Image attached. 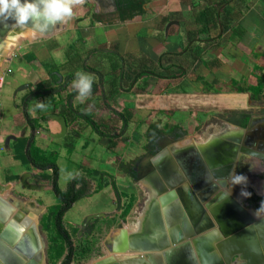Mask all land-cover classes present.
Returning a JSON list of instances; mask_svg holds the SVG:
<instances>
[{"label": "crops", "instance_id": "1", "mask_svg": "<svg viewBox=\"0 0 264 264\" xmlns=\"http://www.w3.org/2000/svg\"><path fill=\"white\" fill-rule=\"evenodd\" d=\"M137 1L141 12L128 18L129 11H123L121 18L117 4L116 11L107 5L104 10L109 6L111 11L104 15L100 6L83 0L52 35L44 36L43 29L34 31V37L21 32L17 42L11 41L14 47L0 54V89L7 73L12 79L7 95L0 98V146L5 153L0 183L9 187L0 195V206L15 210L12 219L19 216L24 232L30 227L36 231L35 243L42 252L43 233L46 253L49 236L41 221L58 200L52 170H37L21 160L17 149L22 141L24 152L33 143L56 156L62 192L74 187L83 192L80 200H87L107 191L112 197L109 208L97 214L112 223L110 229L124 225L130 213L124 220L121 214L138 191L146 193L147 207L149 184L143 171L163 149L179 152L193 146L210 152L232 146L234 156L219 159L223 164L215 163L213 170L226 168L232 178L243 174L247 179L259 171L258 152L264 147V0ZM208 11L215 12L214 23ZM206 20L211 25L200 34L197 21ZM47 56L56 58L51 71L44 68ZM78 72L92 78L83 96L75 83L81 78ZM251 91L258 94L256 99ZM53 115L67 124L59 139L52 137L61 131ZM244 115L251 123L245 138L230 123ZM224 136L232 140H225L223 147ZM24 175L42 190L25 189L20 183ZM98 185L103 188L97 190ZM220 191L224 189L215 194ZM242 192L238 188L235 194L241 197ZM258 208L240 206L241 214L255 223L264 219V213L257 216ZM87 215L81 210L75 228ZM261 235L255 243L264 259Z\"/></svg>", "mask_w": 264, "mask_h": 264}, {"label": "water", "instance_id": "2", "mask_svg": "<svg viewBox=\"0 0 264 264\" xmlns=\"http://www.w3.org/2000/svg\"><path fill=\"white\" fill-rule=\"evenodd\" d=\"M87 1L98 6L107 3L113 11L117 10L115 0ZM0 21L4 22H0L1 53L7 46L6 43H1L2 36L11 28L13 21H9V19L3 20L2 18H0ZM61 22L59 20L53 22L41 16L30 19L27 22V27L31 26L32 30L34 29L38 32L43 27V35L48 36L52 35L55 29L61 27ZM37 24L40 27H37ZM45 24H47L46 27ZM17 33H20V30L14 31L13 35L15 36ZM0 78H2L1 69ZM52 117L61 127L60 133L52 137L55 139L62 138L67 130L66 121L61 116L53 115ZM45 133L47 134L48 132L45 131ZM191 148L195 147H189L187 150ZM164 164L167 166L163 167ZM148 169L150 171V176L147 179L149 198L147 207L142 210L137 231L128 234L124 228L120 229L117 237L118 244H113L112 241V245L109 248L110 254L119 257L115 259L110 257L109 254L107 257L96 261L95 264H198L197 258L201 261L200 264H218L215 261V257H218V255L223 257L222 253L226 264H231L232 261L235 264H251L249 263L248 255L252 256L251 260L253 256H261L258 249L260 245L258 242L255 243V239L257 235H261L256 229L257 225H260L261 222L264 223V219L255 223L254 220H247L245 215L244 221H237L236 226H232L230 223L227 228V224L221 222L224 219H221L218 221V230L206 231L207 228H213V225L200 203L194 198V194L206 193L215 195L219 189L216 185L221 184L220 186L225 187L223 182L221 183L223 180L221 176L210 174L201 184L192 182L193 184L190 185L186 177H183L179 172V166L176 164L174 154L166 151V149L158 152ZM209 169L213 170V167L211 166ZM224 171L227 172V169L225 168ZM29 177V175H24L20 180L21 185L31 191L42 190L39 185L29 184L27 182ZM8 188V186L0 183V195L7 191ZM220 202L221 199L217 200V204L214 203L215 205L211 207V215L214 218L216 217L217 205ZM3 208V206H0V262L1 264H6L4 262L13 256L11 247L14 240L16 241L20 237L21 232L20 230H14L15 220L8 222V216L12 209L4 208L8 212L5 213L2 210ZM104 217V214L88 216L84 221L82 230L87 227L92 219ZM225 221L227 220L225 219ZM252 223L253 225L251 226ZM188 231H191L189 235L186 234ZM200 233L201 236L191 241L186 240V238ZM27 237L30 236L27 235L24 238ZM202 243H205V245L212 243V245L201 248L200 245ZM214 243H220L217 247L221 253L215 249ZM261 243L263 246V242ZM32 244V248L27 249V251L31 253V256L34 255V259L27 264H41V260H43L42 248H39L35 241ZM194 249L196 250L194 251ZM144 253L146 254L145 257L142 255Z\"/></svg>", "mask_w": 264, "mask_h": 264}, {"label": "flooded vegetation", "instance_id": "3", "mask_svg": "<svg viewBox=\"0 0 264 264\" xmlns=\"http://www.w3.org/2000/svg\"><path fill=\"white\" fill-rule=\"evenodd\" d=\"M104 4V3H103ZM100 6L101 9V14L110 12L111 8L109 9L106 8L107 10H104L105 7H107V3H105L104 5ZM236 119L238 118L235 117ZM247 118V115H244L243 117H239V120L237 121L235 119V121L239 122V124L235 121H229L230 123H234L238 126V128L241 130L243 137L246 136L248 134V131L250 129V124L248 123L246 126H242L240 123L244 122V120ZM250 122V121H249ZM232 137H235L234 135H231ZM231 136H224L225 139L221 141L222 146L225 145L224 143L225 140L226 141H230V139L232 140ZM245 138V137H244ZM244 140V139H243ZM252 140V139H251ZM263 146V145H262ZM224 147V146H223ZM196 148V147H195ZM191 148L189 150H183V151H179V152H175L174 153V158L176 161V164L179 166V172L181 173V175L183 177H186L188 183L190 185H192L193 183H202L206 177L208 175H214L217 174V176H221V178L223 179L221 181V183L223 182V186L222 187L220 185H216L219 189H224V191H220L219 194H206V193H201L200 195L198 194H194V198L197 200V202L200 203V206L204 209V211L208 214V217L212 223V225L216 226L217 229L214 226V230H218V221L221 220L222 223L227 224L226 228L229 227L230 223L232 224V226H236L237 221H244L245 220V215L246 214H241V210L240 206L242 204L245 205H249L250 207L256 208V207H260L261 203L264 202V147H260V152H258L259 156L258 159V163H257V167L259 169L258 173L255 176H252L251 178L247 179V181L245 183H241V184H233L232 182V177L230 176L231 172L230 171H224V170H210L209 167H213L215 163H217L218 165L223 164L222 161H220L219 159H223L224 157L228 158L231 157L232 155L234 156V151L232 146H227L224 148H221V150L218 149H214L212 151H206L205 149H198V148ZM187 149V148H185ZM176 150V149H174ZM173 150V151H174ZM239 152V150L237 151ZM220 153V154H219ZM218 158V162L216 161H211V159H217ZM167 164V163H166ZM166 164L163 165V167L167 166ZM171 165V163H170ZM144 170V169H143ZM210 170V171H209ZM146 174V176L149 178L150 176V171L148 169V171L146 172L145 170L143 171ZM172 175V174H171ZM173 176H175V174H173ZM147 178V179H148ZM218 178V177H217ZM146 179V180H147ZM148 181V180H147ZM193 182V183H192ZM242 189L243 192L247 191L251 193V196H245L241 193V197H239L238 195L235 194L236 189ZM168 192H170V190H168ZM217 192V191H216ZM221 202L219 203V205H217L218 208H216V217H212L211 215V207H213L216 203L217 200H220ZM215 203V204H214ZM147 206V205H145ZM208 210H207V209ZM222 208V209H221ZM13 211H15L13 208H10ZM5 210V209H4ZM13 213V212H12ZM12 213H11V218H12ZM22 217V214H21ZM225 219L227 221H225ZM247 220H250L247 217ZM251 221V220H250ZM262 222L261 224L257 225V230L259 231L263 226H262ZM18 226L21 228V230H24V227L22 225V223L18 224ZM27 230V229H26ZM31 230L33 231L34 229L31 227ZM208 230V229H206ZM191 231H188V233L186 232L187 235H189ZM260 233V231H259ZM261 234L264 235V232H262ZM23 235V234H22ZM21 235V236H22ZM201 236L200 234H194V236L188 237L186 238L187 241H191L194 238H197ZM22 239V237H20V239L18 240V245H22V252L24 253V255L27 253V249H30L32 247V243L34 242V240H32V238L30 237L28 241L26 240H22V242L20 241ZM236 239V238H235ZM245 239H247L245 237ZM32 242V243H31ZM114 244V243H113ZM220 243L216 244L214 243V247L215 249L220 252V250L218 249L217 245L219 246ZM212 243H208L205 245V243H202L200 245L201 248H206L207 246H211ZM196 249H194L195 251ZM255 252V251H253ZM19 252H16V254L18 255ZM221 253V252H220ZM22 257L25 258L24 255L20 254ZM14 256V255H13ZM11 256V258H9V260H6V264H26L25 262H21L20 258L18 256ZM222 256L224 257L223 253ZM223 257H221L220 255H218V257H215V261L218 264H226V262L224 261ZM251 255H248V260L249 263L251 264H264V259L261 258V256H253L252 260H251ZM16 258V259H15ZM4 260V259H3ZM263 260V261H262ZM5 261V260H4ZM27 261V260H26ZM197 262L198 264H200V260L197 258ZM1 264V262H0ZM231 264H235L234 261H232Z\"/></svg>", "mask_w": 264, "mask_h": 264}, {"label": "trees", "instance_id": "4", "mask_svg": "<svg viewBox=\"0 0 264 264\" xmlns=\"http://www.w3.org/2000/svg\"><path fill=\"white\" fill-rule=\"evenodd\" d=\"M118 13H120L121 18H124L123 11H129V17L137 12H141V3L137 0H116ZM208 18H212L211 22H215V12L208 11L207 12ZM208 20V19H207ZM198 22V31L200 34L204 33L203 28L208 30L207 24L211 25V22ZM159 78H166L162 77L158 73H150ZM183 75V74H181ZM246 89L239 88V92H243ZM259 90V89H258ZM209 93L214 92V89H208ZM252 92V98L256 99L258 94L256 92ZM249 119L246 118L244 122L241 123L242 126H246L248 124ZM25 142H21V146L17 149V152L20 154L21 160L24 163L31 164L37 170H52V185H53V193L55 194L58 204L51 207L47 215L42 219L41 225L43 227V231L47 233L49 236L48 240V247H47V264H71V263H81L89 259V257L94 253V248L96 246L95 243L90 241L89 233H86L83 237L76 240L77 245L74 244L72 239L76 238L78 234V230L73 229L71 233L65 228L63 225L62 219L63 215L69 210L71 205L75 203L77 200L83 197V192L76 191L74 187L69 188L66 192H62L58 186V168L56 166V156L54 154L44 153L42 150L37 148L33 143L29 144V148L26 152H24ZM97 175H99L97 173ZM76 184V182H75ZM103 188L102 185H98L97 190H101ZM128 204L124 208L121 218L124 220L132 210V207L135 203V197H130L128 199ZM98 219H93L92 223L89 225L88 229H96L99 232L101 231V224ZM105 222V221H103ZM105 224V223H104ZM107 224V222H106ZM108 227L112 226V223L108 222Z\"/></svg>", "mask_w": 264, "mask_h": 264}, {"label": "rangeland", "instance_id": "5", "mask_svg": "<svg viewBox=\"0 0 264 264\" xmlns=\"http://www.w3.org/2000/svg\"><path fill=\"white\" fill-rule=\"evenodd\" d=\"M47 64L44 65V68L51 71L53 64L56 63V58L54 56H52L50 58V56H47ZM43 63V61H42ZM14 68V67H12ZM11 74L7 73L5 76V82L4 84L1 86L0 89V98L2 99L3 97H5V95H7V91L10 89L11 87V81L12 79H10ZM11 108V106H10ZM3 150H0V162H2L3 157L5 155L4 152H2ZM23 192L28 195V192H26V190H23ZM108 192L104 191L100 194H90L89 195V199L87 200H80L78 201V203L68 212H66V216L63 219V225L68 229V231L71 233V231L75 228L76 224L78 222H80V218L79 215L81 214V210L82 212H86L90 215H92L93 213L97 212H101L102 209H108L109 208V201L108 199L112 200L111 196L108 197ZM51 195V194H50ZM137 199L135 200L134 206L130 212V215L128 216V219L126 220V222H124V225H119V227H115L110 229L108 227V222L106 224V217L105 218H96L99 221H101L100 223H98V225L101 224V231L99 232L96 229H88V227H86L84 230H82V226L84 224V220L81 221V223L75 228L76 230H78V234L76 236V238L72 239V241L74 242V244L77 243V239L83 237L86 233H89V239L90 241H92L93 243L96 244L95 248H94V253L93 256L91 255L89 257L88 260L83 261L81 263H71V264H95V261H98L99 259L103 258V257H107L110 254L109 248L112 245V241L113 243L117 244L118 240L117 237L119 235V230L124 228L129 234L133 233L136 231V228L138 227L137 220L140 217L142 210L144 209V203L146 201V193L144 192H140L138 191V195H137ZM23 212H21L22 214ZM100 214V213H98ZM86 215V214H85ZM89 215L86 216V218ZM95 220V219H94ZM105 221V222H103ZM92 221H90L88 223V225H90ZM105 223V224H104ZM21 224V223H20ZM87 225V226H88ZM126 227V228H125ZM80 231L81 234H79ZM77 245V244H76ZM46 236L45 233H43V260H41V264H47V258H46ZM114 254H110V257H113ZM119 257V256H116Z\"/></svg>", "mask_w": 264, "mask_h": 264}, {"label": "clouds", "instance_id": "6", "mask_svg": "<svg viewBox=\"0 0 264 264\" xmlns=\"http://www.w3.org/2000/svg\"><path fill=\"white\" fill-rule=\"evenodd\" d=\"M82 2L83 0H0V18L3 20L11 18L15 21V26L23 29L22 35L34 37L36 33L27 27V22L30 19L43 16L53 22L57 20L66 22L73 16L75 5ZM36 26L40 27L39 24ZM46 26L47 24H45ZM77 75L81 78L75 83L83 96L90 90L92 78L80 72ZM246 181L247 177L243 174H236L232 178L233 184H241ZM242 194L251 196V193L247 191ZM261 213H264V202L261 203L256 214L259 216Z\"/></svg>", "mask_w": 264, "mask_h": 264}, {"label": "bare ground", "instance_id": "7", "mask_svg": "<svg viewBox=\"0 0 264 264\" xmlns=\"http://www.w3.org/2000/svg\"><path fill=\"white\" fill-rule=\"evenodd\" d=\"M10 20H12L11 18H9V21ZM8 21V22H9ZM13 21V24H12V26H11V28L9 29V30H7L4 34H3V36H2V42L1 43H6L7 44V46H6V48L4 49V50H11L13 47H14V45L11 43V41L12 42H17V39H16V34H15V36L13 35V33H14V31L16 32L17 30H20V33L21 32H23V29L21 28V27H19V26H15V21L14 20H12ZM1 23H4L3 21H0ZM28 28H30V29H32L31 28V26H28ZM42 29H43V27L42 28H40V33H41V31H42ZM34 30V29H33ZM34 31H36V30H34ZM17 34H19V33H17ZM1 54V53H0ZM1 56V55H0ZM2 60V57H0V61ZM183 150H187V149H181V151H183ZM166 151H168V150H166ZM170 153H172V154H174L175 152L174 151H169ZM177 152V151H176ZM3 194H4V192H3ZM18 205V204H17ZM207 209V208H206ZM2 210H4V208L2 209ZM208 210V209H207ZM4 212L5 213H8L6 210H4ZM13 212V210H11V213ZM11 213H10V215L8 216V222L9 221H11ZM207 214V213H206ZM208 215V214H207ZM12 220H15V226H14V230L15 231H17V230H20V232H21V234H20V237H22V239L20 240L21 242H22V240H26V241H28L27 239H29L30 237L31 238H35L36 237V231L35 230H31V227L26 231V232H24V230H21V228L18 226V224H19V222H20V220H19V216L17 215V217H16V219H12ZM21 223V222H20ZM252 226V225H251ZM213 228H214V226H213ZM213 228H207L208 230H206L207 232H210V231H214V229ZM137 229H138V227L136 228V231H137ZM217 229V228H216ZM216 229H215V231H216ZM135 231V232H136ZM260 233H262V232H264V229L263 228H261L260 230ZM135 232H133V233H135ZM128 233V232H127ZM23 234V235H22ZM30 236V237H27V238H24L25 236ZM129 234V233H128ZM22 235V236H21ZM196 235V234H195ZM20 237H18V239L15 241L14 240V243H13V246L11 247V250H12V253H13V255L16 257V256H18L19 258H20V261L21 262H25L26 264L27 263H29L30 261H32L33 259H34V255H32L31 256V253L30 252H28L27 251V253L24 255V253L22 252V245H18V240L20 239ZM32 240H34L35 241V239H32ZM118 244V243H117ZM18 245V247H16ZM33 246V245H32ZM32 248V247H31ZM30 248V249H31ZM16 252H19L18 253V255L16 254ZM20 254H22V255H24L25 256V258L24 257H22ZM127 255H129V253H127ZM143 255V257H145V253L144 254H142ZM113 258H117L116 256H113ZM27 260V261H26Z\"/></svg>", "mask_w": 264, "mask_h": 264}, {"label": "built area", "instance_id": "8", "mask_svg": "<svg viewBox=\"0 0 264 264\" xmlns=\"http://www.w3.org/2000/svg\"><path fill=\"white\" fill-rule=\"evenodd\" d=\"M0 150H3V148L0 146Z\"/></svg>", "mask_w": 264, "mask_h": 264}]
</instances>
